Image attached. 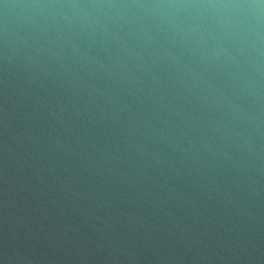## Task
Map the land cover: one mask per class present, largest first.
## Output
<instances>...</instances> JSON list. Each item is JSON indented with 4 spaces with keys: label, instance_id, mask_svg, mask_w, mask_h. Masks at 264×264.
Listing matches in <instances>:
<instances>
[{
    "label": "water",
    "instance_id": "95a60500",
    "mask_svg": "<svg viewBox=\"0 0 264 264\" xmlns=\"http://www.w3.org/2000/svg\"><path fill=\"white\" fill-rule=\"evenodd\" d=\"M0 264H264V0H0Z\"/></svg>",
    "mask_w": 264,
    "mask_h": 264
}]
</instances>
